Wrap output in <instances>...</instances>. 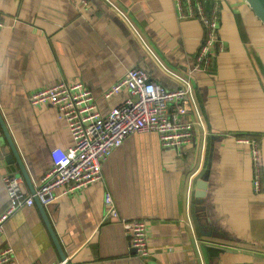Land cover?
Listing matches in <instances>:
<instances>
[{"label":"crops","instance_id":"crops-1","mask_svg":"<svg viewBox=\"0 0 264 264\" xmlns=\"http://www.w3.org/2000/svg\"><path fill=\"white\" fill-rule=\"evenodd\" d=\"M218 1L226 49L200 70L204 27L179 18L174 0H0V110L34 188L53 167L51 150L74 142L57 107L29 100L48 83L82 80L106 114L129 92L106 98L105 90L132 67L168 89L180 85L172 72L191 74L198 110L186 118L199 111L208 130L195 125L179 148L155 131L128 135L103 161L101 179L43 205L61 249L40 205L19 209L0 247L12 246L20 264H264V192L255 193L250 146L238 141L259 138L264 175V23L246 0ZM197 170L191 225L186 190ZM8 173L31 191L0 125V214ZM200 179L208 184L201 205ZM108 192L123 218L147 219L148 256L131 247L120 220L106 218Z\"/></svg>","mask_w":264,"mask_h":264},{"label":"built area","instance_id":"built-area-1","mask_svg":"<svg viewBox=\"0 0 264 264\" xmlns=\"http://www.w3.org/2000/svg\"><path fill=\"white\" fill-rule=\"evenodd\" d=\"M87 3V0H83ZM178 17L197 19L204 27V35L196 53V69L207 70L216 61L218 53L226 49L220 34L221 4L218 0H174ZM117 8V7H115ZM0 17V27H5ZM180 81L175 89H168L152 79L142 67L136 66L105 90L106 98L127 89L129 94L119 105L103 114L98 108L93 91L79 79L60 80L34 89L29 100L32 105L52 104L59 110L69 126L73 144L51 150L53 167L41 178L35 192L26 190L21 176L5 174L3 177L9 197L8 205L0 214V236L6 221L19 209L32 206L36 198L48 205L60 195H67L102 178V164L111 151L122 145L134 132L155 131L164 146L179 148L191 142L195 136V125H201L207 133L205 122L198 111L194 121L186 118L194 106L198 110L192 75L172 72ZM243 137V136H242ZM239 142L249 144L253 167L255 193L264 192V175L260 140L256 136H244ZM187 187L188 221H192L193 176ZM59 191V192H58ZM106 218L121 221L130 245L140 256H148L149 224L147 219H127L120 215L110 192L104 199ZM195 244L200 256L202 239L197 236ZM0 264H20L10 245L0 247ZM54 264H64L54 263Z\"/></svg>","mask_w":264,"mask_h":264},{"label":"water","instance_id":"water-1","mask_svg":"<svg viewBox=\"0 0 264 264\" xmlns=\"http://www.w3.org/2000/svg\"><path fill=\"white\" fill-rule=\"evenodd\" d=\"M246 1L249 3L250 7L253 9L255 14L264 23V0H246ZM0 125H1L5 135H6L7 139L9 140L10 145H11V147L13 149L14 156L17 159L18 164H19L20 173L23 175V177L25 178V180L29 184V186L31 188V192H35V188L32 186V182H31V179H30V175H29V173L27 171L26 165H25L24 161L22 160V158H21V156H20V154H19V152H18V150H17V148L15 146V143L13 141V138H12L11 134H10V131L8 129V126L6 124V121L4 119V116H3L2 112H1V110H0ZM7 159H10V158H7ZM207 187H208V184L206 183V181L200 179V182H198V190L196 191L197 203L199 205H201L204 202ZM36 203L38 205H40V207H41V209H42V211H43V213L45 215V219L47 221V225H48V227L50 228V230H51V232L53 234L55 242L61 249L58 237H57V235H55V233L53 231V228L51 227V223H50L49 219H47V216H46L44 208H43V204L40 202V200L38 198H36ZM60 252H61V257L63 258V260H65L66 259L65 253L62 250H60ZM65 264H70V263L66 262Z\"/></svg>","mask_w":264,"mask_h":264}]
</instances>
